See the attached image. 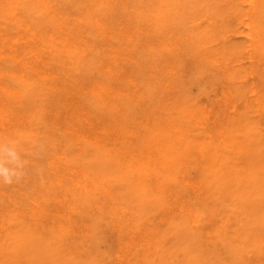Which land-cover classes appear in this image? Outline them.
<instances>
[{
	"label": "rangeland",
	"instance_id": "rangeland-1",
	"mask_svg": "<svg viewBox=\"0 0 264 264\" xmlns=\"http://www.w3.org/2000/svg\"><path fill=\"white\" fill-rule=\"evenodd\" d=\"M55 1L64 7L63 28L52 13L32 0H13L12 14L6 12V3L0 10V142L16 141L26 161L19 182L0 183V264H154L156 256L145 250L140 255L134 249L142 238L156 231L172 238L174 232L189 234L196 229L201 243L197 253L209 264H217L216 256L225 248L210 234L215 220L207 213L190 216L186 208L168 209V205L185 192L191 198L182 172L192 181L219 179L220 162H228L246 139L264 157V63L249 58L251 41L248 30L238 23L240 16L216 15L217 3L208 8L206 0L170 4L166 0H91L87 11L79 9L81 0ZM95 16L112 28L106 38L85 28ZM76 17L79 28L85 30V43L93 45L91 55L95 46H103L100 58L77 51L68 60L61 52V40L72 37ZM220 19L228 21L227 26L213 24ZM207 30L214 34L205 39ZM68 32L71 35H65ZM215 39L234 50L230 74L207 56ZM237 88L241 93L233 97ZM223 109L235 126L227 138L211 136L209 126L195 123L188 115V110L219 115ZM164 127L170 129L172 140H182L181 147L165 148L174 166L170 169L178 171L165 182L169 198L163 190L140 189L147 175L135 170L141 167L143 152L153 150L164 137ZM198 146L204 154L200 155ZM181 154L187 162L180 161ZM226 170L229 173L232 166L226 164ZM87 178L103 182L108 192L89 191L84 184ZM194 194L210 199L213 213L221 212L223 217L238 205V200L213 189ZM213 196L218 197L216 201ZM169 216L176 219L174 231ZM126 226L134 244L129 243ZM235 242L238 253L257 259L255 234H236ZM43 250L47 256L41 255Z\"/></svg>",
	"mask_w": 264,
	"mask_h": 264
},
{
	"label": "bare ground",
	"instance_id": "bare-ground-1",
	"mask_svg": "<svg viewBox=\"0 0 264 264\" xmlns=\"http://www.w3.org/2000/svg\"><path fill=\"white\" fill-rule=\"evenodd\" d=\"M90 1L91 0H81L79 9H82L83 11H85L88 7H90ZM171 1H174V0H166V3L170 4ZM32 2L33 3L35 2V4H37L36 7H39V4H41V7L45 8L47 12L52 13L55 16V19L57 18L58 25L60 26V28L61 27L63 28L62 24H63V21L65 20V16L63 15L64 7L61 4H57L55 0H32ZM4 3L7 4L5 6L6 12L9 13V14H12V8H13V5H14L13 0H4V2H0V10L3 9V4ZM213 3H217L218 8H219V9H217L215 11L216 15H221V14L226 13L231 18H232V16H236V17L240 16L238 18V23L243 25L244 29L246 28L248 30L247 36L249 37V39L251 41V45L250 46H251V49H252V51H251L252 53L250 54L249 58L251 59L252 62L256 61V62L264 63V0H206V4L207 5L205 3H204V5H206L208 8H211ZM109 4H110V2H109ZM164 10H165V7H164ZM75 21H76L77 25H76V27H75V29L73 31L72 37H70V39H69V38H67L65 36V35H69L70 34V32H68V33H66L64 35L65 36L64 39L61 40V44H62L61 52L63 53L64 57L67 58L68 60H72V58L74 59L72 54L73 53L75 54L77 51H80L81 53L86 54L85 57H90V56L93 55V54L91 55V51H92L91 48H92L93 45H90L89 43H88L89 44L88 45V44L85 43V35H84L85 30L83 28L82 29L79 28V26L81 25L80 18L76 17ZM89 22H90V24L87 21L86 24L88 26L86 25L87 27H85V28L87 30H89L91 28L97 34H99V35H101L102 37H105V38L109 35V32L112 29L111 26L108 25L107 21L101 23L99 21L98 17H96V16H95L94 20H89ZM227 23H228V21L225 22L223 19H220V21L214 22L213 24H218L219 26L224 28L225 26H227ZM27 28H29V27H27ZM161 29H162V27H161ZM238 29L239 28H237V30ZM213 30H214V28H213ZM174 33H175V31H174ZM178 33H180V31ZM213 34H210V31L207 30V31L204 32L203 38L207 39L206 37L208 35L212 36ZM179 36H181V35H179ZM171 37H172V35H171ZM184 37H182V38L184 39ZM235 37H238V35L235 36ZM230 39H231V37H230ZM179 40H178V42H179ZM190 41H191V39H190ZM183 42H184V40H183ZM214 43H215V46H214ZM205 44H207V43L205 42ZM199 45H201V44H199ZM212 46L213 47H210V49H211L210 52L211 53L209 55H207V56H209L210 59L213 62L217 63L220 66V69H221L222 72H224V73L228 72L230 74V71L228 69H229V64L231 62L230 60L231 59L233 60V58L235 56L234 50L232 48H230V47H226L225 44L221 43L220 41H218L216 39H215V42H213ZM228 46H229V44H228ZM170 47H171V45H170ZM205 47H206V45H205ZM239 47H241V46H239ZM199 48H201V46ZM94 49H95L94 51H95L96 55L94 54V56H92V57L93 58H97V59L100 58V55L103 54V51H105L103 46H101V45L95 46ZM175 49L177 50V48H175ZM204 49H206V48H204ZM210 49L208 48V50H210ZM243 50H244V48H243ZM208 53H209V51H208ZM201 54H202V52H201ZM203 54H204V52H203ZM196 55H199L198 57H200V51H197ZM205 55L206 54H204V56ZM189 57H190V55L188 56V58ZM202 58H203V56H202ZM200 60H202V59H200ZM185 62H186V60H185ZM193 65H195V64H193ZM196 65L198 66V64H196ZM210 69H212V68L210 67ZM207 70H209V69H207ZM202 73L203 72H200V74H202ZM164 75H166V73H164ZM216 75L217 74H215V77H216ZM242 75L243 74H241V76ZM111 76H113V75H111ZM200 76H202V75H200ZM234 76L236 77L237 75L234 74ZM177 78H178V76H177ZM92 79H89V80H92ZM76 80H77V78H76ZM78 81H80V80H78ZM171 81L174 82V80H171ZM81 83H83V82H81ZM247 83H249V82H247ZM173 85L175 86V84H173ZM180 85H181V83H180ZM235 85L236 84H234V87H235ZM88 86H90V85H88ZM117 87H118V85H117ZM243 87H244V85H243ZM231 88H233V86ZM245 88H246V85H245ZM254 90H256V89H254ZM237 91L240 92V90H238V88H237L236 93H234L232 95L233 97H235L237 94H239ZM243 91H245V90H243ZM218 93H220V92H218ZM228 94H229V92H228ZM240 95H242V94H240ZM227 96H230V94L226 95V97ZM245 97H246V95H245ZM215 98H217V97H215ZM246 99H248V98H246ZM185 100H187V99H185ZM247 101H246V103H247ZM236 102L237 101L235 99V103ZM236 106H237V104H236ZM239 107L240 108L237 109V110L241 109V106H239ZM253 107H255V106H253ZM179 108H181V107H179ZM181 109H182L181 111L185 110L183 108H181ZM237 110L234 107L232 109V112H236ZM243 110L244 109H242V112H243ZM18 111L20 113V109ZM80 111H81V109L78 112H80ZM188 112H189L188 115H191L190 117L194 120L195 123H197L199 125H202L203 127L205 125L210 127L211 136H219L220 135V136H223L224 138H227V136H228V134L230 132V128L231 127H233V128L235 127V126H233L234 125V120H228L225 117L224 109L220 112L219 115H215L214 114L212 116L210 114L206 115L204 112H192V111H189V110H188ZM178 114H180V113H178ZM241 114L242 113L238 112V115H241ZM253 114L254 113H252V115ZM163 116H165V114H163ZM165 117H167V116H165ZM48 118H50V117L48 116ZM174 118H175V115H174L173 119ZM168 119H169V117H168ZM236 120H238V119H236ZM242 120H244V119L242 118ZM247 121L248 120H244V122H247ZM244 122H242V123H244ZM22 123H23V121H22ZM242 123H240V124H242ZM172 124H174V123H172ZM244 124H246V123H244ZM68 125H70V124H68ZM163 126L164 125H162V123H160L159 127L163 128ZM185 126H187V125H185ZM248 126H250L249 123L246 124V128ZM151 127H153V126H151ZM38 129L40 130V128H38ZM95 129H96V127L94 126V130ZM79 130H80V128H79ZM234 130H235V128H234ZM161 132L164 135V137L162 139L160 137H158L161 140L159 142H157L156 145H154V147L152 145L153 150L149 149L148 152H143V154H144L143 157H141V156L139 157L140 158L139 159V165L141 167L140 168H136L135 170L138 173H142L144 175H147V177L143 180V182H141L143 188H140V189H145L146 190L147 188H151L152 187V188H154L156 190H163L165 192V194L167 195V197L169 198L170 194L168 193V190H167L168 189L167 188L168 184L166 185L165 182H166L168 176H169V178H170V176H172V177L176 176L178 171H174V170L170 169L171 167H174V166L170 164V161H169L170 160V155H169L167 149L165 150V148L168 147V146H171V147L173 146L175 148H177V146L181 147L182 146L181 145L182 144L181 143L182 140L181 139L172 140L171 137H170L171 135L169 134L170 133V129H168V128L166 130V128L164 127V129L161 130ZM32 133H34V132H32ZM61 135H62V133H61ZM27 136H29V134ZM177 136H180V135L177 134ZM247 138H249V137H247ZM263 138H264V136H263ZM139 139H141V138H139ZM188 139H190V138H188ZM62 140L64 141V139H62ZM262 140H264V139H262ZM143 142H144V140H143ZM186 142H187V140H186ZM212 143L214 144V142H212ZM147 145H149V144H147ZM261 146H263V145H261ZM185 148L186 147L183 148V151H185ZM198 149L200 151V155L204 154V150L202 149V146H198ZM154 151L157 152L156 155L154 154L155 153ZM173 151H175V150H173ZM174 153H177V152H174ZM183 153L185 154V152H183ZM185 155L181 154V159H180L181 162H187L188 158ZM129 162L133 163L134 160H129ZM137 163H138V161H137ZM220 163L221 164H220V166L218 168V171L220 172L221 175L219 176V179H217V178H208L207 180L194 179L192 181V180L188 179V177L182 172L183 175H181V178L184 181L186 187L190 189L189 193L192 194L191 198H189L187 196L188 192H185V193H183L181 195L180 199H177V200H174L173 202H171L168 205V209H172V206H176V207H179V208H186V211H187V213L190 216H195L196 212L200 211L201 214L202 213L203 214L207 213L212 219L215 220L216 226L214 228L210 229L211 230L210 234H212L213 237H215V239H218V244L220 245V247H224L225 248L224 249L225 253L221 252V254H218L216 256L217 264H264V229H262V227H261V225L264 224V157L262 155H260L259 149L256 146H254L253 144L248 143V141L246 139L244 145L241 146L236 151V154L234 156H232L231 158H228V162H226V163L220 162ZM226 164H229V165L232 166V170L229 172L230 174L226 170ZM192 175H194V174H192ZM255 178L258 179V182L257 181L254 182ZM84 184L86 185V188H88L89 191L93 190V191H95L97 193L101 192L102 194H104L103 192H108L107 188L103 186V184H104L103 182H100V183L97 184L94 181L91 182V180L89 178H87ZM210 189H213V191L216 192L217 194H219L220 196H227L229 198H232L233 200H238V205H236V210L233 211L231 214L228 213L224 217L222 216L223 213H221V212L217 211V212L213 213L212 208H211L212 207L211 200L208 199V200L204 201L203 198H201V197L199 198V196L197 194H194L195 191L196 192H204V191L210 190ZM108 198L111 200V198L109 196H108ZM217 198L218 197H214L213 196V199L215 201L217 200ZM251 198H254V199H252V201L250 203L249 200ZM235 203H237V202H235ZM48 211H49V209H48ZM35 219H36V217H35ZM127 219L131 220V215ZM169 222H170V225H172V227L170 229L172 231H174V229L177 226L176 219H174L172 216L171 217L169 216ZM128 227L129 226H126L125 230H126V234H128L127 236L129 238V243L134 244L136 242L135 238H130L131 232L128 229ZM73 231H75V230L73 229ZM240 233L241 234H255L256 235V237H257V245H256L255 254L257 256V259L253 260L251 256H247V255H245V253H243V254L242 253H238V248H237V243L235 242V237H236V234H240ZM76 234H77V232H76ZM141 234H143V233L141 232ZM197 234H198V229H196L195 232H192V233H189V234H182V233H178L177 234V233L174 232L172 234V238H171L169 236V234H159V232L156 231L153 234H149L148 239H143L142 238L143 241L140 242L139 244L137 243L136 246H134V249L136 248L135 251H140V255H144V250L147 251L148 253H152V255L154 257L156 256V259H158L154 264H209L206 260H204L197 253V249L201 247V246H199L201 244L199 242L200 238L197 236ZM66 243H68V242L66 241ZM228 245H230V247H228ZM144 247L146 249H144ZM41 255L47 256V252L46 251L44 252V250H43ZM147 263H151V262H147ZM46 264H47V262H46Z\"/></svg>",
	"mask_w": 264,
	"mask_h": 264
},
{
	"label": "clouds",
	"instance_id": "clouds-1",
	"mask_svg": "<svg viewBox=\"0 0 264 264\" xmlns=\"http://www.w3.org/2000/svg\"><path fill=\"white\" fill-rule=\"evenodd\" d=\"M25 164L16 141L0 142V183L11 185L19 182L25 174Z\"/></svg>",
	"mask_w": 264,
	"mask_h": 264
}]
</instances>
